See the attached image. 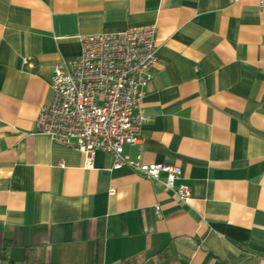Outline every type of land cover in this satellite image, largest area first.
<instances>
[{
    "label": "crops",
    "instance_id": "0c3cea01",
    "mask_svg": "<svg viewBox=\"0 0 264 264\" xmlns=\"http://www.w3.org/2000/svg\"><path fill=\"white\" fill-rule=\"evenodd\" d=\"M258 0H0V264H264V12ZM155 25L141 141L180 199L110 152L35 131L83 35ZM158 209V213L156 212Z\"/></svg>",
    "mask_w": 264,
    "mask_h": 264
},
{
    "label": "built area",
    "instance_id": "2783aa9c",
    "mask_svg": "<svg viewBox=\"0 0 264 264\" xmlns=\"http://www.w3.org/2000/svg\"><path fill=\"white\" fill-rule=\"evenodd\" d=\"M257 7L264 12V0ZM155 32V25L148 24L81 36L80 55L53 65L52 97L40 108L35 131L80 151L86 168L103 150L113 155V168L128 165L153 180L164 173L165 187L187 199L190 186L176 184L179 166L139 163L124 154L125 145L141 141L139 127L146 119L141 101L156 60Z\"/></svg>",
    "mask_w": 264,
    "mask_h": 264
},
{
    "label": "trees",
    "instance_id": "16d2710c",
    "mask_svg": "<svg viewBox=\"0 0 264 264\" xmlns=\"http://www.w3.org/2000/svg\"><path fill=\"white\" fill-rule=\"evenodd\" d=\"M25 256L26 264H43L40 255L35 250L27 251ZM8 264L14 263L12 261H8ZM119 264H140V260L138 257H130L128 259L122 260Z\"/></svg>",
    "mask_w": 264,
    "mask_h": 264
}]
</instances>
